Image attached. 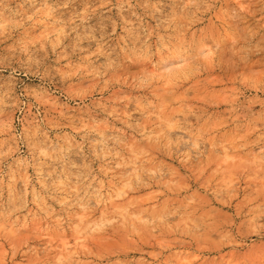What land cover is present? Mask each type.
Instances as JSON below:
<instances>
[{"label": "rangeland", "instance_id": "1", "mask_svg": "<svg viewBox=\"0 0 264 264\" xmlns=\"http://www.w3.org/2000/svg\"><path fill=\"white\" fill-rule=\"evenodd\" d=\"M0 264H264V0H0Z\"/></svg>", "mask_w": 264, "mask_h": 264}, {"label": "bare ground", "instance_id": "2", "mask_svg": "<svg viewBox=\"0 0 264 264\" xmlns=\"http://www.w3.org/2000/svg\"><path fill=\"white\" fill-rule=\"evenodd\" d=\"M6 119H7V117H6ZM7 125L9 126V123L7 122Z\"/></svg>", "mask_w": 264, "mask_h": 264}]
</instances>
